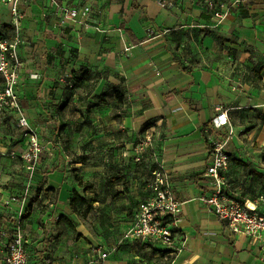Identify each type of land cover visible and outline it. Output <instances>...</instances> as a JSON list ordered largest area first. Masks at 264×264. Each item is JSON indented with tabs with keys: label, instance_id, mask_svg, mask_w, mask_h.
<instances>
[{
	"label": "crops",
	"instance_id": "0c3cea01",
	"mask_svg": "<svg viewBox=\"0 0 264 264\" xmlns=\"http://www.w3.org/2000/svg\"><path fill=\"white\" fill-rule=\"evenodd\" d=\"M221 1L232 9L220 21L205 0L21 5L25 43L16 86L21 113L36 130L83 140L87 148L65 154L52 147L50 157L39 158L31 186L40 193L29 216L22 218L30 202L23 194L19 205H11L15 215L0 219V264L8 237L17 231L26 237L30 264H264V241L235 232L201 199L212 189L205 175L211 159L205 136L213 131L211 139H219L232 130L226 146L231 194L264 213V5ZM62 7L76 8L78 15L63 20ZM86 7L89 13L82 16ZM5 17L0 32L11 24L9 5L0 3V19ZM3 85L0 75V90ZM49 107H61L60 114L47 112ZM217 107L228 111L230 121L220 130L211 128ZM19 116L10 109L0 125V173L10 169L4 166L11 163L3 157L5 144L16 154L28 140L17 126ZM148 135L151 143L139 156L136 144ZM80 155L85 161H76ZM158 167L182 203L172 244L126 238L133 221H123L124 211L109 206L99 222L102 234H92L78 220L70 199L80 187L70 169L81 171L92 186L80 192L96 194V203L105 207L149 198L151 172ZM114 175H125L126 184H111ZM2 176L0 201L6 203L10 197L3 186L19 182ZM97 245L106 258L95 252Z\"/></svg>",
	"mask_w": 264,
	"mask_h": 264
},
{
	"label": "built area",
	"instance_id": "2783aa9c",
	"mask_svg": "<svg viewBox=\"0 0 264 264\" xmlns=\"http://www.w3.org/2000/svg\"><path fill=\"white\" fill-rule=\"evenodd\" d=\"M27 0H0V3L9 5L11 13L10 29L0 32V75L3 78V88L0 90V125L10 109L20 114L17 126L28 137L29 152L23 158L30 162V169H35L42 146L39 143L38 132L27 118L21 113L18 103L16 86L19 81L22 60L20 48L25 43L22 35L24 12L21 5ZM207 7H214L213 17L223 20L231 13L232 5L215 3L214 0H205ZM264 5V0H262ZM89 8L82 11L87 16ZM78 15V9L62 7V19H73ZM227 110L217 107V114L211 120V128L220 130L230 125ZM26 128V129H25ZM232 130L217 140H213L210 148V162L205 175L212 184L211 194L201 196L208 211L213 212L220 220L226 222L235 232L245 233L264 241V213L257 211L248 203H241L234 198L230 191L226 172L229 168L230 157L226 146L232 137ZM151 137L138 140L136 149L140 154L150 145ZM152 195L139 204L135 218L125 233L126 238L159 239L165 244H172L177 239L176 230L182 222V203L177 200L170 187V182L162 169L158 167L152 172ZM100 258L104 259L108 253L102 245L94 247ZM30 254L27 249V240L21 231L8 237L5 243V264H30Z\"/></svg>",
	"mask_w": 264,
	"mask_h": 264
},
{
	"label": "rangeland",
	"instance_id": "374dc122",
	"mask_svg": "<svg viewBox=\"0 0 264 264\" xmlns=\"http://www.w3.org/2000/svg\"><path fill=\"white\" fill-rule=\"evenodd\" d=\"M5 19V20H4ZM8 20L6 17L3 18L2 20L0 19L1 25H0V31L2 30V28L4 27V22ZM61 108V107H60ZM60 108H47V112H54V115H58L61 112ZM56 115V116H57ZM25 117L27 118L28 122L30 121L28 116L25 114ZM35 120H38L37 118ZM32 125V127L36 126L35 123H30ZM48 127L47 124L44 126V128ZM26 129V128H25ZM60 130H63V128H61ZM24 131H21V134H23L24 136ZM38 132V139H39V143L42 146V152L40 154V159H45L47 157H50L51 155V149L52 147H59L62 148L64 153H71V152H82V150L86 149L87 146L85 145V142L83 140H72V139H68L65 136H59V137H53V135H51V133H47V132H41L39 129L37 130ZM213 133V131L210 133L209 132V137L208 138V142L211 143L213 140H217V138H212L211 139V134ZM57 136V135H56ZM28 139L27 136H24ZM216 137V136H215ZM25 140L22 138V140H20V142L22 144H24ZM7 145V150H5L3 157L5 159H11V163H9L7 165V163H4V166H10V169L6 170V171H2L0 173V181H1V177L2 174H6L8 176H10V182H13L14 180H17L19 183V185H9L8 186H3L5 192L8 193V197H10V200L8 202H2L0 201V219L1 218H5V219H9L12 216H14L15 214L12 213V204L14 205H19V201H20V197H23L22 195L24 194L25 198L28 199V201L33 198L35 196V192H36V188L31 186V183L33 182L32 177L35 173V170L37 168V165L39 163V161L37 162V164H35V169L31 170L30 169V162H28L26 159L23 158V155L26 152H29V144H28V140H26V145L24 148L20 149L18 153H13L10 150L8 151V148L11 147V144H5ZM17 145V144H15ZM24 146V145H23ZM86 147V148H85ZM71 157V156H70ZM73 158V157H72ZM71 158V159H72ZM8 160H6L5 162H9ZM21 168V170L19 171L18 168ZM71 167V166H69ZM72 168V167H71ZM70 173H71V177L75 180L74 176H80L83 178L84 177L82 175L81 171L78 170H72L70 169ZM80 191L84 192V189L82 186H80ZM20 198V199H19ZM79 210L77 213L78 216V220L81 221L84 225V228H87L92 234H95L96 236L99 234H102V232L100 231L99 233V222H101L104 217V210L106 208V206H109L112 208V210H118L120 212L124 211L125 216H121L123 219V221L125 222H132L135 218V214L139 208V203L137 204H133L130 202H110L107 203L105 205V207H102V205H100L99 203H95V207L94 209L89 212L86 213L85 208L81 207L80 205H78ZM10 208V209H9ZM126 217V218H125ZM21 218V217H20ZM116 218V219H115ZM115 218H112L111 221L112 222H116L120 218L118 216H116ZM80 236V235H79Z\"/></svg>",
	"mask_w": 264,
	"mask_h": 264
},
{
	"label": "trees",
	"instance_id": "16d2710c",
	"mask_svg": "<svg viewBox=\"0 0 264 264\" xmlns=\"http://www.w3.org/2000/svg\"><path fill=\"white\" fill-rule=\"evenodd\" d=\"M215 3L220 4V3H223V2H222L221 0H214V4H215ZM207 9H208V11H210V12L212 13V15H213L214 7H209V8L207 7ZM122 97H123V96H121L119 93H117V98H118L119 100H121ZM205 139H206L207 145H208V147H209V149H210V148L212 147V143H209V142H208V138H207V136H205ZM229 157H230V155H229ZM85 159H86L85 156L80 155V156L77 157V160H76V161L83 162V161H85ZM230 161H231V157H230ZM239 163L244 164V162H242L241 160H239ZM155 169H156V168H154L153 170H155ZM74 170H77V168H75ZM153 170H152V172H153ZM152 172H151V177H152L151 182H152V180H153V174H152ZM74 178H75L74 181L76 182V184H77L79 187H80V186L83 187V189H84V192H83V193H86L87 191H90V190L92 189V186L89 185L88 182H84V180H83L82 177H80V176L75 177V176H74ZM109 181H110L111 184H114V183H116V182H121V183H123L124 185L126 184L125 175H114L113 177H111V178L109 179ZM151 188H152V187H151ZM230 188H231V187H230ZM151 190H152V189H151ZM39 193H40V188L37 189L35 196H34L33 198L30 199V202L28 203V205H27V207H26V209H25V213L22 215V218H26V217L29 216V214H30V212H31V207H32L33 203L36 201L37 196L39 195ZM117 194H120V192H118ZM98 199H99V198L97 197L96 194H95L93 197H86V196H84V195L80 192V189L74 188V189H73L72 197H71V199H70V205H71L72 207H74V211H75V212H78V210H79V208H78L79 206H78V205H80L81 207H84V208H85L86 213H89V212H91V211L94 209V207H95V203H96L97 201H99ZM69 221H70V220H69ZM178 230H179V229L176 230L177 235H178Z\"/></svg>",
	"mask_w": 264,
	"mask_h": 264
}]
</instances>
